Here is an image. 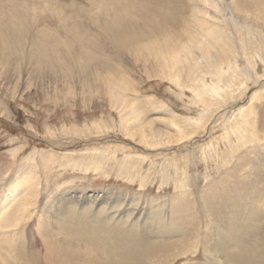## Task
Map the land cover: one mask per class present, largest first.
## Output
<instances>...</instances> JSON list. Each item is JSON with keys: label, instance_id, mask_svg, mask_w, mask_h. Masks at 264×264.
I'll list each match as a JSON object with an SVG mask.
<instances>
[{"label": "rangeland", "instance_id": "1", "mask_svg": "<svg viewBox=\"0 0 264 264\" xmlns=\"http://www.w3.org/2000/svg\"><path fill=\"white\" fill-rule=\"evenodd\" d=\"M15 1L28 12L29 29L8 63L0 37V264H45L44 241L74 234L79 218L144 227L149 243L174 244L148 255L166 264H230L214 249L212 216L228 221L237 208L228 214L223 205L232 203L241 215L260 213L252 236L264 226V0H147L153 12L146 0H0L3 31ZM111 7L131 8L136 31L98 37L90 21ZM65 21L92 28L97 44L83 52L91 65L63 63L62 50L55 68L40 70L32 53L37 30L56 31L63 42ZM186 42L213 61L190 81L186 71L182 83L165 79L160 68L176 63L161 57L159 69L151 66L153 52ZM118 91L125 110L114 101ZM24 198L30 203L21 219V203H14ZM66 219L70 227L61 225Z\"/></svg>", "mask_w": 264, "mask_h": 264}, {"label": "bare ground", "instance_id": "2", "mask_svg": "<svg viewBox=\"0 0 264 264\" xmlns=\"http://www.w3.org/2000/svg\"><path fill=\"white\" fill-rule=\"evenodd\" d=\"M136 1L137 0H135L134 3ZM104 2H107V0H104ZM124 3H126V2H124ZM124 3H122V5ZM238 3L241 6L245 5L243 0L242 1L238 0ZM131 5H133L132 2H131ZM135 5H137V4H135ZM135 5L133 7H135V10H136ZM139 5H141V4H139ZM143 6L147 8V11L153 12V10L149 8L151 6V4L147 0L144 2ZM10 9L12 12L10 13V16H7V17H9L7 19L8 20L7 28L4 29V31H3L2 28L0 27L2 30L0 37L2 38L3 42L8 43L7 47H8L9 52L5 55H2V58L5 57L4 60L7 63L12 58H16L15 56H17V55H15V50H20L17 48V46L22 47V43L24 44L25 38L28 37V35H27V37H25V36L28 33L27 30L29 29L28 24L25 23V20L28 17V12L27 13L25 12L26 9H24V11L21 9L20 2H18V3H17V1L13 2ZM129 10H131V8ZM51 11H52V8H51ZM128 11L127 10H120L118 8H115V7L103 8V12H102L103 15L99 16L100 17L99 22H95L92 20V21H90L91 26L96 27V29L99 31L97 34L98 37H102L103 35L106 36V34H109V36L113 35V33L115 34V31H114L115 28H123L122 33L124 31H126L127 29H129L130 31H136L137 24L132 19V16H131L132 13H129ZM170 12H171L170 16H172V17H174L175 14L177 13V11H170ZM149 14L150 13H148L147 15H149ZM150 18H151V16H150ZM92 19H94V18H92ZM179 19H180V17H179ZM52 20H54V19H52ZM71 21H72V19H71ZM78 23L79 22H77V24ZM52 25H51V27H53ZM89 29L91 30L92 28L90 27V28L81 29L78 26H74V25L70 24L69 21H65V30H66L67 38L65 37L66 40L63 42L61 40H59L60 37H59V39L56 38L57 37L56 35L58 33L55 34L56 37L54 36V33L56 31L55 32L52 31L53 33L52 32L48 33L47 31H50L51 29L47 30L45 32H43L44 30H42L40 32H39V30H37L36 36L34 39H36V37H37L38 43L40 45L34 44V51H32V53L35 54V55H33V56H35V58L34 57L33 58L35 59L36 62L33 61L34 59L32 60V62H35L36 64H38L40 67V70H42L44 68L53 69L56 66L55 60L56 59H58V60L62 59V57H60V56H63L62 50H64L65 54H64L63 58L65 60L63 63H65V61H66V64L70 63L69 65H71L72 62H73V64L74 63L78 64V63L84 62V64L88 66L92 61L90 62L89 58L88 59L85 58L87 55L84 54L83 52H85L86 50L91 51L94 48V45L97 44L94 42V37L89 36ZM147 29L148 28H146V30ZM5 30H7V32H5ZM33 31H35V30H33ZM11 32L15 35L16 42H14L15 39L13 41H11L12 39L9 40L10 39L9 35H11ZM144 32H147V31H144ZM119 33H117V34H119ZM127 33H128V31H127ZM135 33L136 32H134V34ZM59 34H58V36H59ZM117 34L115 36H113L114 39L117 36H119ZM124 34H125V32H124ZM124 34H122V35L124 36ZM61 35L63 38V33H61ZM128 36H129V33H128ZM140 36H141V34H140ZM120 37H121V35H120ZM124 38H125V36H124ZM139 38H142V36ZM217 38H216V42L220 43L222 45V47H221L222 51L223 50L225 51L226 45H225V43L222 42V38H219V36ZM30 39H32V38H30ZM34 39H33V41H36ZM125 39L127 41V38H125ZM143 39H144V37H143ZM197 39L198 38L196 36H194L193 38L190 37L189 42L190 43H192V41L196 42ZM128 41H129V39H128ZM189 42L181 43L178 48H174V45L171 44V47H167L170 51H167V50H165V48H163L161 50L156 51L155 53L153 52L152 58L154 60L152 59L153 63H151V66L155 65L159 69L160 64L163 65V63H166V62L170 63L171 60H174L176 64L173 67H168L165 69L160 68V70H159L160 75H164L165 79H169V80L174 81V82L177 81L178 83H182V81L179 80V78L181 77V75L183 74L184 71H186V73L189 74V76L186 77L184 81H190L192 77L195 78V75H197V74L199 75V73H200L199 71L201 70V68H203L205 65H208L209 62L213 61L214 58L208 51L203 49L202 46L198 49L197 48L194 49V44L189 45ZM34 43H36V42H34ZM232 43H233V40H232ZM232 43L227 42V45L229 47H231ZM119 44H122V43L120 42ZM31 46H32V44H31ZM112 47H113V45H112ZM74 48L76 50L75 52H74ZM248 48H250V47H248ZM114 51H115V49H114ZM23 52L26 55L27 52H25V51H23ZM56 53L59 55V57L52 58V56L54 57V55H57ZM60 53L62 55H60ZM122 54H125V53H122ZM11 55H13V57H11ZM217 56H219V55H217ZM241 56L242 57L245 56V53L243 51L241 52ZM161 57L166 58V60H164L163 63H162L163 58H161ZM126 58L127 57H125V59ZM99 59H102V58L99 56ZM205 59L207 60V62L205 61ZM91 60H93V59H91ZM107 60L109 62L112 61V59H111V61H110V59H106L105 62H103L104 61V59H103L102 63L103 64L106 63ZM56 62H57V60H56ZM109 62H107L106 64H108ZM158 62H159V65H158ZM214 62H215V60H214ZM57 64H58V62H57ZM28 65H29V63H28ZM40 65H42V66H40ZM109 65H111V64H109ZM58 66H60V65H58ZM0 70H2V69H0ZM55 70H58V68ZM46 71L48 72V70H46ZM46 71H45V73H47ZM83 72H84V70H83ZM66 94H68V93H66ZM119 94H120V92L118 91L114 101L117 104V106H119V108L121 107L123 110H125L130 106L123 99V97L121 95L119 96ZM207 104H209V103H207ZM32 193L34 194V192H32ZM30 195L31 194H29V196ZM30 197L32 198V196H30ZM33 199H34V197L32 198V200ZM29 200H30V198H29ZM29 200L26 198L24 200L25 202L20 200L19 202L17 201L18 203L15 202L14 204L18 205L19 203H21L18 205V206H21V208H19V210L22 208L24 209L25 207H27L29 205V203H30ZM240 201H241V199H240ZM231 205H232V203H226L223 205L224 211H227L228 214L231 213L230 208H234V209H235V207L237 208V210L235 212L233 211L232 214H230L228 221H226L224 223H218L217 221H219V222H220V220L223 221L224 218L217 220V217H218L217 215L214 214L215 218L212 216L213 224L215 226L214 227L215 232L217 235V236L215 235L217 238V242L214 245L215 246L214 249L217 251L218 254H220L221 256H223L226 259L227 263H230V264H231V261H233V260H236L235 264H264V226H262L261 228L260 227L258 228V230L254 233L255 236L254 235L252 236V234H251V231H254L251 223L254 221L258 222L261 219L260 213L258 212L256 214L257 211H255L254 214H251V212H250L248 215H246V213L241 215L240 214L241 212L239 213L240 205L238 204L239 206H237V204L236 205L234 204V205H232V207H231ZM16 208L18 209V207H16ZM20 211H21V214H20L21 219H23L24 215L26 216L27 214L26 213L24 214V211L22 212V210H20ZM20 211H19V213H20ZM86 211H88V210L86 209ZM220 211H222V210H220ZM74 212L75 211H73V213ZM84 212H81V214L83 213V215H84ZM4 215H5V213H4ZM85 215L87 216V214H85ZM90 216H92V215H90ZM90 216H89V218H90ZM1 218H4V216H2ZM8 218H9V216L5 217V219L2 222L9 220ZM75 219H77V218H75ZM90 220H91V218H90ZM93 220L95 221V219H93ZM93 220H91L92 222L89 221V224H88V222L87 223L85 222V224H84L82 221V218H79L78 219L79 222H76L77 220L74 221V222H76L74 225H76V227H77L75 229L76 233L74 232V234H66V236H58L57 238L55 236L56 234L54 233L55 238L52 236L49 241H44V247L46 248V253L49 254V256L42 255V258H43V261L45 262V264H79V262H81V259L77 260V261H73V259H72V257L75 255H81V258L85 255L92 256L93 259L87 260L85 264H166V263L162 262L160 255L154 256L152 258H148V255L152 252L163 251L165 248L174 246V244H172V242L164 241V242H160V243L159 242L149 243L146 240L148 239L147 237L150 234L144 233V227L139 229V227L135 226L134 224H132L131 226L129 225L130 227L127 228L124 224L119 225L117 223L116 225H110V223L106 222L107 221L106 220L105 222H103V221L99 222V226H97L98 223H95ZM67 224H68V219L64 220L61 225L66 226V227H70V225H67ZM48 225H50V224H48ZM82 229H83V231H82ZM60 230H61V228H60ZM49 232H50V230H49ZM78 232H80V233H78ZM162 234H164V232ZM46 235H47V233H46ZM48 235H49V233H48ZM165 235H162V236H165ZM184 236H185V234L183 235V237ZM61 238L63 239V242H62ZM71 238H73V240ZM48 239H49V237H48ZM58 239L62 242L61 245L59 244L60 241ZM154 240H155V238H154ZM173 242H175V241H173ZM78 246H82L85 249L84 250L75 249ZM68 252H70L69 253L70 254L69 259L65 258ZM136 252H144V254L128 255V253H136ZM35 262H37V261H33V264H35Z\"/></svg>", "mask_w": 264, "mask_h": 264}]
</instances>
